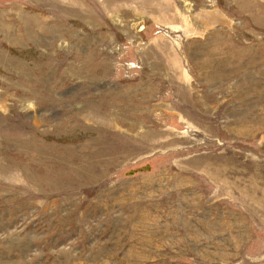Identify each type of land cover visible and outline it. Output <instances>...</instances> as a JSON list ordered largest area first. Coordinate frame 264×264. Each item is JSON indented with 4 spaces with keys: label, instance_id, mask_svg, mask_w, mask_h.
Instances as JSON below:
<instances>
[{
    "label": "rangeland",
    "instance_id": "obj_1",
    "mask_svg": "<svg viewBox=\"0 0 264 264\" xmlns=\"http://www.w3.org/2000/svg\"><path fill=\"white\" fill-rule=\"evenodd\" d=\"M0 264H264V0H0Z\"/></svg>",
    "mask_w": 264,
    "mask_h": 264
},
{
    "label": "built area",
    "instance_id": "obj_2",
    "mask_svg": "<svg viewBox=\"0 0 264 264\" xmlns=\"http://www.w3.org/2000/svg\"><path fill=\"white\" fill-rule=\"evenodd\" d=\"M132 67H134V66L132 65Z\"/></svg>",
    "mask_w": 264,
    "mask_h": 264
}]
</instances>
